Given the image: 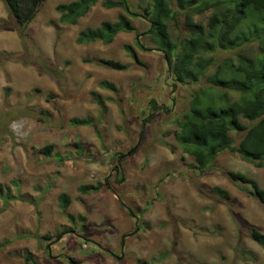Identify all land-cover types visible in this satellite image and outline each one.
<instances>
[{
  "label": "rangeland",
  "instance_id": "1",
  "mask_svg": "<svg viewBox=\"0 0 264 264\" xmlns=\"http://www.w3.org/2000/svg\"><path fill=\"white\" fill-rule=\"evenodd\" d=\"M72 1L46 0L20 33L0 0L2 25L16 29H0V185L12 197L7 201L0 194V264H73L72 259L77 264H264V248L250 235L252 229L264 233L263 208L247 193L250 185L228 176L242 172L264 188V167L225 151L212 170L200 173L177 140V120L190 109L194 93L211 85L208 79L175 84L163 53L148 37L141 40L150 51L138 48L131 33L119 34L110 45H79L82 30L115 21L124 11L107 9L106 0H99L77 25L62 24L56 7ZM129 1L141 15L149 0ZM172 3L180 11L178 0ZM215 12L194 19L208 28ZM177 18L172 34L184 36L185 17ZM133 23L141 32L149 29L142 18ZM230 57L236 62L230 52L214 54L218 65ZM86 59L116 60L129 69L114 71ZM103 81L118 92L102 88ZM229 95L231 101L239 96ZM152 100L160 108L141 137ZM76 119L89 123L77 125ZM231 135L238 145L243 135ZM48 145L54 147L51 157L40 152ZM134 146L135 155L119 159ZM106 181L128 211L110 190L79 191ZM216 187L231 198L218 196ZM62 194L71 199L68 208L60 204ZM66 230L70 233L56 238ZM29 254L34 258L27 263Z\"/></svg>",
  "mask_w": 264,
  "mask_h": 264
},
{
  "label": "trees",
  "instance_id": "2",
  "mask_svg": "<svg viewBox=\"0 0 264 264\" xmlns=\"http://www.w3.org/2000/svg\"><path fill=\"white\" fill-rule=\"evenodd\" d=\"M45 1L4 0L9 16L15 20L20 33L34 22ZM98 2L99 0H74L58 5L56 11L60 16L59 22L77 25ZM172 4V0H149L140 15L131 9L129 0H106L103 2L105 8H121L124 14L115 21H103L99 27L82 30L76 42L79 45H110L119 34L131 33L136 35L138 48L150 51L152 49L147 48L141 40L142 37L150 38L156 49L163 53L175 84H198L204 79H208L211 84L194 93L190 109L177 120V140L183 156L194 158L196 166L193 168L200 173L212 170L220 154L225 151L238 155L243 161L258 168L264 167V0H178L180 11L173 9ZM210 9L216 12L211 16L206 28L202 23L195 21L194 17ZM179 13L185 17L186 33L184 36L179 34L174 37L171 23L179 22ZM134 18L147 21L149 29L144 32L138 30L133 23ZM2 22L0 21V29L16 30L14 27L2 25ZM239 29L241 30L238 32ZM244 48L250 49L253 56L248 57ZM125 49L138 64L145 66L132 46L126 45ZM218 49L230 52L236 57V62L230 57L218 65L219 61L214 58ZM85 62L114 71L129 69L127 65L111 59H86ZM217 65L216 71L209 75L210 70ZM100 86L118 92V88L108 81H103ZM230 92L239 94L238 98L231 101ZM151 104L152 111L144 114L141 137L145 134L147 125L155 118L153 111L160 108L156 100H152ZM7 118L4 115L2 120ZM74 123L85 125L89 121L76 119ZM232 132L243 135L238 145L232 138ZM2 143L0 136V145ZM137 149V146L132 147L128 154H120L119 159L135 155ZM53 150L54 147L48 145L40 152L51 157ZM228 176L236 184L250 185L252 189L247 193L261 204L264 211V188L258 181L242 172H229ZM124 181L125 177L121 174L119 182ZM104 189L112 191L124 209L129 210L108 181L98 185L81 186L79 191L87 195ZM214 191L223 199L231 198L227 191L218 187L214 188ZM3 192L4 188L0 185L1 196L7 201L12 200L11 196ZM59 200L63 208H68L71 204L67 194L60 195ZM131 216L135 217V214ZM67 233L70 231L66 230L56 238L59 239ZM250 235L264 248L263 232L252 229ZM44 239L53 238L46 236ZM111 255L117 257L113 253ZM33 258L29 254L26 257L27 263ZM71 262L78 263L74 259ZM137 262L149 264L146 261Z\"/></svg>",
  "mask_w": 264,
  "mask_h": 264
},
{
  "label": "crops",
  "instance_id": "3",
  "mask_svg": "<svg viewBox=\"0 0 264 264\" xmlns=\"http://www.w3.org/2000/svg\"><path fill=\"white\" fill-rule=\"evenodd\" d=\"M110 253H114V252H110Z\"/></svg>",
  "mask_w": 264,
  "mask_h": 264
},
{
  "label": "flooded vegetation",
  "instance_id": "4",
  "mask_svg": "<svg viewBox=\"0 0 264 264\" xmlns=\"http://www.w3.org/2000/svg\"><path fill=\"white\" fill-rule=\"evenodd\" d=\"M114 254V253H113ZM72 261V260H71ZM73 264H75V263H73Z\"/></svg>",
  "mask_w": 264,
  "mask_h": 264
}]
</instances>
